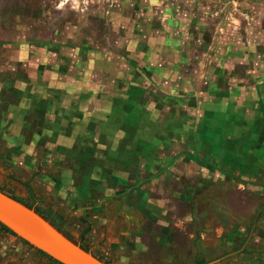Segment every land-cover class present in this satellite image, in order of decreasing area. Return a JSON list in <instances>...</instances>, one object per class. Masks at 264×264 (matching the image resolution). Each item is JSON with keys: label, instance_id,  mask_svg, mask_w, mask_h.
<instances>
[{"label": "rangeland", "instance_id": "obj_1", "mask_svg": "<svg viewBox=\"0 0 264 264\" xmlns=\"http://www.w3.org/2000/svg\"><path fill=\"white\" fill-rule=\"evenodd\" d=\"M0 188L108 264H264V0H0Z\"/></svg>", "mask_w": 264, "mask_h": 264}, {"label": "water", "instance_id": "obj_2", "mask_svg": "<svg viewBox=\"0 0 264 264\" xmlns=\"http://www.w3.org/2000/svg\"><path fill=\"white\" fill-rule=\"evenodd\" d=\"M0 224L61 264H105L46 219L0 191Z\"/></svg>", "mask_w": 264, "mask_h": 264}, {"label": "trees", "instance_id": "obj_3", "mask_svg": "<svg viewBox=\"0 0 264 264\" xmlns=\"http://www.w3.org/2000/svg\"><path fill=\"white\" fill-rule=\"evenodd\" d=\"M141 70L144 69L145 67H140ZM0 191L5 193L6 195H8L9 197L15 199L16 201L20 202L21 204H23L24 206L28 207V208H32L37 214H39L41 217H43L44 219H46L53 227H55L57 230H59L61 233H63L66 237H68V235L63 232L62 230V218L60 216H58L57 219L52 218L49 215V211L45 210V209H41L39 208L36 204H33V202L24 200V201H20L16 198H14L9 192L3 190L2 188H0ZM28 194H30V190H27ZM264 208V201L261 202L258 206V208L255 210L254 214L252 215L250 222H249V226L254 227V222H255V218L257 217V214L260 213V211ZM0 228L8 233H10L11 235L15 234L13 232H11L7 227H5L4 225L0 224ZM89 229V226L86 225L85 227H83L80 232H79V236H82L87 230ZM71 240H73L71 237H68ZM248 238V234H244L243 236H241L238 240V242L235 244V246H233L232 248L234 250H238V251H243V245L244 242L247 240ZM22 243H24L26 246L33 248L37 253L41 254L42 256H44L47 260L56 263V264H61L59 262H57L56 260H53L51 257H49L48 255H46L44 252L32 247L30 244H28L27 242H25L24 240L18 238ZM74 241V240H73ZM75 242V241H74ZM79 246L84 249L89 251V249L87 247H85L84 245L78 243ZM93 256H95L97 259L102 260L105 264H108L107 261L103 260L102 257H100L99 255H97L96 253H93L91 251H89ZM206 263V260H200V261H194V264H203Z\"/></svg>", "mask_w": 264, "mask_h": 264}, {"label": "flooded vegetation", "instance_id": "obj_4", "mask_svg": "<svg viewBox=\"0 0 264 264\" xmlns=\"http://www.w3.org/2000/svg\"><path fill=\"white\" fill-rule=\"evenodd\" d=\"M29 189V187H26V190H28ZM28 192V191H27ZM33 204H36L39 208H41V209H45V210H47L46 208H44V206H41L40 204H38V202H37V200H35V201H33ZM47 211H49V210H47ZM50 212V211H49ZM49 215L52 217V218H54V219H57L58 218V214L56 213H54V212H50L49 213ZM61 217V216H60ZM68 235V234H67ZM69 236V235H68Z\"/></svg>", "mask_w": 264, "mask_h": 264}]
</instances>
